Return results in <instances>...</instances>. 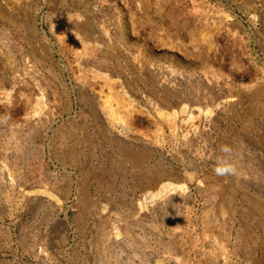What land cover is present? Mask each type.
<instances>
[{"label":"rangeland","instance_id":"374dc122","mask_svg":"<svg viewBox=\"0 0 264 264\" xmlns=\"http://www.w3.org/2000/svg\"><path fill=\"white\" fill-rule=\"evenodd\" d=\"M0 264H264V0H0Z\"/></svg>","mask_w":264,"mask_h":264},{"label":"bare ground","instance_id":"6f19581e","mask_svg":"<svg viewBox=\"0 0 264 264\" xmlns=\"http://www.w3.org/2000/svg\"><path fill=\"white\" fill-rule=\"evenodd\" d=\"M122 146V145H121ZM128 148V147H127ZM126 147H124V149H122V155L123 156H126V157H132L131 159H132V161H133V163L135 164V165H140V163H141V158H142V156H141V158H139V157H136V155H138V154H136V155H134L133 153H132V151L130 152L128 149H127ZM142 161H143V159H142ZM99 175H101V174H99ZM97 176V175H96ZM98 177V176H97ZM137 177H140V175L139 176H135V178H137ZM97 179V181H98V179L99 178H96ZM96 181V182H97ZM143 186H145V187H155L156 185H157V183H158V180H157V178H154V177H151L148 181H146V180H144L143 182ZM171 185H169V184H164V185H161L160 186V188H158L155 192H149V193H145V196H144V201H146V202H153L155 199H157V198H159V197H162L163 195H164V192L167 190V189H169V187H170ZM176 186V185H175ZM167 195V194H166ZM163 197H165V196H163ZM108 234H109V239H117L118 237H119V231H118V228L117 227H115V226H113V227H110L109 228V230H108ZM42 250V249H41ZM43 254V253H42ZM135 255V254H134ZM225 259V258H224ZM226 260V259H225Z\"/></svg>","mask_w":264,"mask_h":264},{"label":"water","instance_id":"95a60500","mask_svg":"<svg viewBox=\"0 0 264 264\" xmlns=\"http://www.w3.org/2000/svg\"><path fill=\"white\" fill-rule=\"evenodd\" d=\"M121 143L125 145L126 147H128L129 149H132L133 151H142L144 149H147L146 146L139 145L136 143H126V142H121Z\"/></svg>","mask_w":264,"mask_h":264}]
</instances>
